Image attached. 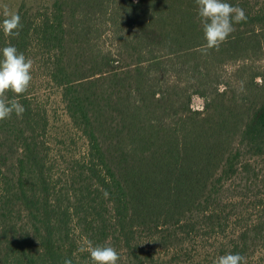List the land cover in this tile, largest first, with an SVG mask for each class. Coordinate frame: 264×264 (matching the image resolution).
Masks as SVG:
<instances>
[{
    "label": "trees",
    "instance_id": "16d2710c",
    "mask_svg": "<svg viewBox=\"0 0 264 264\" xmlns=\"http://www.w3.org/2000/svg\"><path fill=\"white\" fill-rule=\"evenodd\" d=\"M226 2L247 21L207 53L195 0L17 9L0 49L33 80L0 121V264H91L89 241L127 264H264V0ZM41 83L82 149L53 133Z\"/></svg>",
    "mask_w": 264,
    "mask_h": 264
},
{
    "label": "clouds",
    "instance_id": "9594fccd",
    "mask_svg": "<svg viewBox=\"0 0 264 264\" xmlns=\"http://www.w3.org/2000/svg\"><path fill=\"white\" fill-rule=\"evenodd\" d=\"M195 3L206 41L200 48L204 53L211 49L219 50L221 44L226 42L235 30L233 24L247 21L244 9L233 6L226 0H195ZM3 17L0 21V31L5 37L19 36V30L22 28L20 15L11 12L5 5ZM32 69L33 60L19 52L15 46L9 44L0 49V121L10 118L13 113L18 118L22 117L25 112L23 105L15 98L9 99L6 94H25L33 80ZM104 195L107 197L108 193L105 192ZM79 251L89 253L91 264H118L120 260V255L114 247L93 245L91 241ZM63 264L73 262L71 259H65ZM213 264H247V261L240 253H228L214 259Z\"/></svg>",
    "mask_w": 264,
    "mask_h": 264
},
{
    "label": "rangeland",
    "instance_id": "374dc122",
    "mask_svg": "<svg viewBox=\"0 0 264 264\" xmlns=\"http://www.w3.org/2000/svg\"><path fill=\"white\" fill-rule=\"evenodd\" d=\"M50 0H0V14H3V8L5 5L8 6L11 12L16 13L17 9L24 5L28 8L41 7L48 4ZM41 97L43 103L48 109L51 123L53 124V133L57 135L65 136V142L68 147L77 150L82 149L83 143L75 134V132L68 127V118L66 117L63 107L59 101L58 91L53 88H49L46 83H41ZM192 106L195 109H200L202 107V100L200 98H194L192 101ZM75 140V146L70 141ZM118 264H127L126 261L118 262Z\"/></svg>",
    "mask_w": 264,
    "mask_h": 264
}]
</instances>
